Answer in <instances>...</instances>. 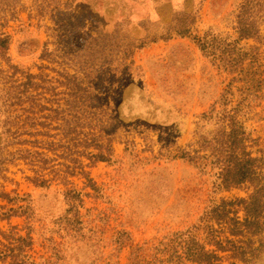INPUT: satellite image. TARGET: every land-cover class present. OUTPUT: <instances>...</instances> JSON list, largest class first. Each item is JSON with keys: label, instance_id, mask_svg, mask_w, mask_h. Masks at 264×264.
Masks as SVG:
<instances>
[{"label": "rangeland", "instance_id": "rangeland-1", "mask_svg": "<svg viewBox=\"0 0 264 264\" xmlns=\"http://www.w3.org/2000/svg\"><path fill=\"white\" fill-rule=\"evenodd\" d=\"M84 4L0 0V264H130L246 198L248 184L224 188L208 159L180 155L214 132L215 102L246 98L236 119L264 156V0H133L105 20ZM251 239L249 264H264V232Z\"/></svg>", "mask_w": 264, "mask_h": 264}, {"label": "trees", "instance_id": "trees-1", "mask_svg": "<svg viewBox=\"0 0 264 264\" xmlns=\"http://www.w3.org/2000/svg\"><path fill=\"white\" fill-rule=\"evenodd\" d=\"M179 33L184 35L186 32ZM206 34L196 38L198 46L213 59H220L222 46L213 44L215 41L205 38ZM251 35L248 28L239 29L240 38ZM102 38L107 36L92 39ZM245 99L231 108L233 112L225 107L218 110L216 102L213 103L208 114L202 117L214 120V132L209 137L199 135L194 143L189 144L194 148L184 149L180 155L193 163L196 159H208L209 164L219 169L217 176L221 186L230 188L248 184L253 188L251 193L246 198L221 199L206 208L191 227L173 232L151 247H137L130 254V264H216L222 257L217 251H229L228 257L245 264L253 260L259 247L252 245L251 236L264 232V156L251 155L247 146L250 137L241 121L236 119L238 107ZM239 210L243 212L242 217L238 215ZM207 245L214 248H207Z\"/></svg>", "mask_w": 264, "mask_h": 264}, {"label": "crops", "instance_id": "crops-1", "mask_svg": "<svg viewBox=\"0 0 264 264\" xmlns=\"http://www.w3.org/2000/svg\"><path fill=\"white\" fill-rule=\"evenodd\" d=\"M131 1H133V0H77V2H79V3H81V2H84L85 4H87V6H91V7H97L98 5H100V4H102V6L100 7V8H97L98 10H99V13H100V17L101 16H103V17H105L104 18V20L106 19V18H108V17H113V15L115 16V18H118L119 16H120V11H119V9L120 8H123L124 7V5H122L123 4V2H131ZM136 1H138V0H136ZM147 1H150V2H155V1H166V0H147ZM168 1V0H167ZM117 3V2H122L121 4H120V6L118 7L117 5H115V9H112V8H110V10H111V13L110 12H106L105 14H104V10L107 8H109L108 7V3ZM91 3V4H90ZM93 3H95V6H93ZM84 4V5H85ZM82 5V4H81ZM129 9H130V6H129ZM121 10V9H120ZM107 14H110L111 16H108ZM114 18V17H113ZM102 20V19H101ZM106 22V21H105Z\"/></svg>", "mask_w": 264, "mask_h": 264}]
</instances>
